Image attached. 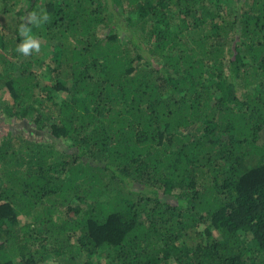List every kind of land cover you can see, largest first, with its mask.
Listing matches in <instances>:
<instances>
[{"label": "trees", "instance_id": "16d2710c", "mask_svg": "<svg viewBox=\"0 0 264 264\" xmlns=\"http://www.w3.org/2000/svg\"><path fill=\"white\" fill-rule=\"evenodd\" d=\"M234 1L230 18L226 0H23L50 17L35 35L75 41L72 88H42L57 121L28 117L62 140L57 157L0 136V264H264V0ZM11 33L0 86L16 118L39 80Z\"/></svg>", "mask_w": 264, "mask_h": 264}, {"label": "rangeland", "instance_id": "374dc122", "mask_svg": "<svg viewBox=\"0 0 264 264\" xmlns=\"http://www.w3.org/2000/svg\"><path fill=\"white\" fill-rule=\"evenodd\" d=\"M47 1V0H45ZM57 8H63V10H67L68 8H72L77 0H52ZM25 4L23 0H0V30L3 33L12 32L14 36H16L17 27L22 23L26 14H25ZM205 5L210 6L208 1L205 2ZM175 7V6H174ZM173 7V8H174ZM3 9L6 11L4 12ZM225 14L233 18L235 12L237 10V4L234 0H226L224 5ZM20 10V11H19ZM172 12H175L172 11ZM36 28H33V32L35 33ZM97 33L104 36L105 27L103 25L97 26ZM41 40V52L39 54H33L28 57H23L24 60H28L31 67L39 80L38 87H36V91L33 93V99H35L34 104L26 103L20 105L19 109L23 110V114H17L18 117L10 118L7 115L12 114L16 109H18L13 103L8 91L4 86H0V136L5 135L3 137V143L10 142V148L17 150V155L25 157L28 153V142H45L50 144V148L54 151V156L57 157L58 153L63 150V143L61 139H56L50 136V134L43 133L39 130L35 123L28 119V117L32 115H39V112L35 110V108L40 109L43 108L47 115L50 113V120L57 121L56 114V106H53L50 100H44L43 97L44 91L42 88L44 86H49L52 88L50 95L52 99L57 101L58 99H62L68 96L70 93L72 85H71V68L69 64V56L71 55V50L75 41L73 40H56V41H47L42 37L38 36ZM20 38V37H19ZM21 39V38H20ZM20 41V40H19ZM18 41V42H19ZM144 43H150V39L147 38L144 40ZM136 52H133L135 55ZM146 53V52H145ZM6 56L0 55V72L2 67H4L5 59L8 60ZM154 56H151L147 53V58L151 60ZM159 59V58H158ZM14 60H18V58H14ZM62 83V85L70 88L66 90L55 91L53 88L58 83ZM24 108V109H23ZM30 109L33 111V114H25L24 110ZM26 116V117H23ZM2 117H5L2 119ZM12 135V136H11ZM2 138V137H1ZM31 146L33 145L32 143ZM34 146V145H33ZM10 151V150H9ZM249 165L253 163L252 158L248 159L244 162L245 165ZM3 177H0V190L3 186ZM17 205V202L14 203ZM31 216V212L23 214L20 218L21 222L24 220L28 221ZM37 233L43 232V227H38ZM197 229L201 232H205V230L212 233V235L219 241L220 234L214 229L211 225L210 221L207 220L205 223L200 224ZM18 231V229H16ZM62 257H56L51 253H46L44 258H41L39 264H57V261ZM84 261L90 260L91 264H105L109 261L106 256L105 251H99L97 254L86 257L83 256ZM164 264H175L172 260L164 262Z\"/></svg>", "mask_w": 264, "mask_h": 264}, {"label": "clouds", "instance_id": "9594fccd", "mask_svg": "<svg viewBox=\"0 0 264 264\" xmlns=\"http://www.w3.org/2000/svg\"><path fill=\"white\" fill-rule=\"evenodd\" d=\"M50 19L46 10L31 11L27 13L24 22L19 24L17 32L21 38L16 45V52L24 57L41 52V40L34 34L33 28H39Z\"/></svg>", "mask_w": 264, "mask_h": 264}]
</instances>
